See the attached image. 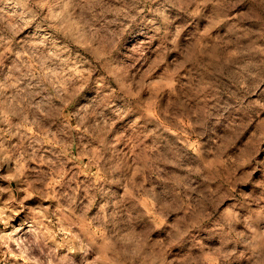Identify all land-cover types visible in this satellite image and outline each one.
Segmentation results:
<instances>
[{
    "label": "clouds",
    "instance_id": "clouds-1",
    "mask_svg": "<svg viewBox=\"0 0 264 264\" xmlns=\"http://www.w3.org/2000/svg\"><path fill=\"white\" fill-rule=\"evenodd\" d=\"M262 154L264 0H0V264H264Z\"/></svg>",
    "mask_w": 264,
    "mask_h": 264
},
{
    "label": "rangeland",
    "instance_id": "rangeland-1",
    "mask_svg": "<svg viewBox=\"0 0 264 264\" xmlns=\"http://www.w3.org/2000/svg\"><path fill=\"white\" fill-rule=\"evenodd\" d=\"M142 42V38L134 33L131 37L127 39V44L125 45L124 50L130 54V50L134 45H139ZM144 43H147V41H143ZM166 85V82L163 81H154L153 82V88L155 90H159L161 87H164ZM151 103V101H149ZM133 117L129 116L126 120H124L121 124L117 126L118 130H125L127 129L128 125L131 123ZM238 123H241V126L247 124V121H238ZM254 126L249 127L248 131L244 133V135L241 137L238 146L243 145V143L248 139L250 133L253 131ZM129 139H132L131 133H129ZM87 163V161H85ZM260 164L264 166V154L260 157ZM253 166H256V162H254ZM251 169H246V171H250ZM255 179L260 180L264 179V167H262L261 174L257 175Z\"/></svg>",
    "mask_w": 264,
    "mask_h": 264
}]
</instances>
